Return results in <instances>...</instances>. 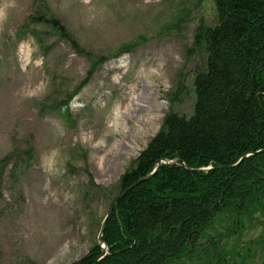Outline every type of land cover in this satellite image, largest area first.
Segmentation results:
<instances>
[{
	"label": "rangeland",
	"instance_id": "rangeland-1",
	"mask_svg": "<svg viewBox=\"0 0 264 264\" xmlns=\"http://www.w3.org/2000/svg\"><path fill=\"white\" fill-rule=\"evenodd\" d=\"M51 18L109 58L69 102L68 116L59 106L91 62ZM217 22L215 0H0V160L14 153L0 169V264H70L98 242L121 176L165 116L193 114V78L205 62L190 53L195 31ZM132 42L140 44L120 54ZM254 235L247 226L223 243L246 249ZM234 262L254 264V243L246 262Z\"/></svg>",
	"mask_w": 264,
	"mask_h": 264
},
{
	"label": "trees",
	"instance_id": "trees-1",
	"mask_svg": "<svg viewBox=\"0 0 264 264\" xmlns=\"http://www.w3.org/2000/svg\"><path fill=\"white\" fill-rule=\"evenodd\" d=\"M215 2L218 22L197 27L190 51L205 56L193 78L194 112H168L121 176L113 201L153 173L119 200L103 235L106 254L97 264H235L236 256L244 262L251 257L253 243L254 264L264 256V0ZM50 22L91 62L84 81L59 106L68 116L69 102L109 58L93 55L64 25ZM139 44H124L120 54ZM25 154L31 159L33 150ZM13 156L0 160V169ZM201 168L208 170L196 171ZM219 222L223 231L211 233ZM247 226L256 235L246 249L239 241L227 249L225 239L240 237ZM102 253L97 242L70 264H93Z\"/></svg>",
	"mask_w": 264,
	"mask_h": 264
},
{
	"label": "water",
	"instance_id": "water-1",
	"mask_svg": "<svg viewBox=\"0 0 264 264\" xmlns=\"http://www.w3.org/2000/svg\"><path fill=\"white\" fill-rule=\"evenodd\" d=\"M208 168H201V169H197L196 171H207ZM155 172V170L153 171ZM153 173H150L149 175L137 180L135 183H133L132 185H130L128 188H126L125 190H123L119 196L114 200L113 204L110 207V210L108 212V214L106 215V217L104 218L101 228H100V232L98 235V242L99 244L103 245V253L94 261L93 264H97V262L106 254V245L103 242V235H104V231H105V227H106V223L109 219V217L111 216V214L113 213L115 207L118 205L119 200H121L128 191H130L131 189H133L135 186L139 185L140 183L144 182L145 180H147Z\"/></svg>",
	"mask_w": 264,
	"mask_h": 264
},
{
	"label": "bare ground",
	"instance_id": "bare-ground-1",
	"mask_svg": "<svg viewBox=\"0 0 264 264\" xmlns=\"http://www.w3.org/2000/svg\"><path fill=\"white\" fill-rule=\"evenodd\" d=\"M117 120H118L117 118L114 119V124H116V121H117Z\"/></svg>",
	"mask_w": 264,
	"mask_h": 264
}]
</instances>
